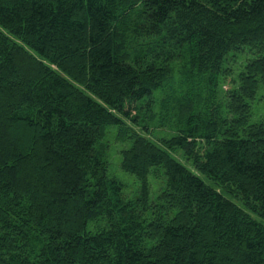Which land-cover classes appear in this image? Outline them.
<instances>
[{
	"label": "trees",
	"instance_id": "trees-1",
	"mask_svg": "<svg viewBox=\"0 0 264 264\" xmlns=\"http://www.w3.org/2000/svg\"><path fill=\"white\" fill-rule=\"evenodd\" d=\"M260 89L264 0H0V264H264Z\"/></svg>",
	"mask_w": 264,
	"mask_h": 264
},
{
	"label": "rangeland",
	"instance_id": "rangeland-1",
	"mask_svg": "<svg viewBox=\"0 0 264 264\" xmlns=\"http://www.w3.org/2000/svg\"><path fill=\"white\" fill-rule=\"evenodd\" d=\"M259 96H264V90H262V89H260L259 90V93H258V97ZM264 105V100H262L261 102H259V103H257L256 104V106H255V108H254V106H253V108H254V111H253V113H254V115H253V117L255 118V122L256 121H258L259 119H260V114H261V116L264 114V113H262V111H261V107ZM113 134H114V129L113 130H111L110 131V133H108L107 135H106V138H104V143H107L108 144V159L110 160V163L112 162V164H114L113 166L111 165V166H109V173H110V175L112 176V177H115V178H117V179H120V180H122L123 182H126V186H127V188H132V181H133V179H132V177H125L123 174H122V172L120 171V169H119V167L118 166H116L119 162H120V156L119 155H117L114 151H116V150H120V148H121V146L120 145H118V144H116L115 143V140L113 139ZM113 151H112V150ZM111 150V151H110ZM110 151V152H109ZM228 198H230L231 200H233L236 204H238V205H240L239 203H238V201H236L235 199H232L231 197H228ZM250 215H251V217L253 218V219H255L256 221H259V222H261L262 224H264L262 221H261V219H259V218H257L253 213H249Z\"/></svg>",
	"mask_w": 264,
	"mask_h": 264
}]
</instances>
